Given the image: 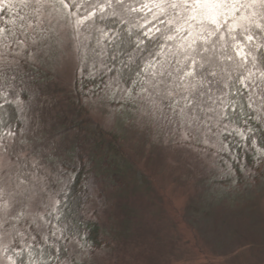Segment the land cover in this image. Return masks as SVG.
<instances>
[{
  "label": "rangeland",
  "instance_id": "1",
  "mask_svg": "<svg viewBox=\"0 0 264 264\" xmlns=\"http://www.w3.org/2000/svg\"><path fill=\"white\" fill-rule=\"evenodd\" d=\"M12 2L22 7L19 0ZM23 9L24 20L8 28L6 39L0 38V76L12 79L34 73L30 78L37 85L32 81L27 91L32 101L18 100L33 124L27 140L4 141L9 148H0V162L21 168L30 163L24 153H32L56 179L60 163L70 160L77 141L86 142V153L91 150L89 138L95 139L96 126L121 138L116 141L120 151L104 169L109 175L115 168L124 171L128 187L115 192L108 185L106 206L101 208L97 200L91 205L88 216L101 209L106 241L93 253L77 255L76 264H264V177L227 196L221 186L209 183L215 160L211 150L220 152L214 138L204 144L196 139L184 141L181 135L167 137L147 128L149 111L143 106L130 108L123 103L112 113L79 99L73 90L79 72L77 40L72 39L70 55L60 58L56 22H40ZM29 23L33 26L28 27ZM36 52L51 55L33 62ZM125 61L126 55L118 59L119 64ZM81 122L90 126V135ZM195 199L201 207L193 204Z\"/></svg>",
  "mask_w": 264,
  "mask_h": 264
},
{
  "label": "snow or ice",
  "instance_id": "2",
  "mask_svg": "<svg viewBox=\"0 0 264 264\" xmlns=\"http://www.w3.org/2000/svg\"><path fill=\"white\" fill-rule=\"evenodd\" d=\"M19 4L40 22H56L60 58L70 55L73 38L95 29L97 45L112 46L113 61L126 55L135 65V76L144 77L130 79L131 87L125 89L128 101L161 115L167 108L164 118L177 120L182 140L209 144L215 138L223 145L221 137L234 134L255 150L258 164L264 163V0H88L86 9L81 0H19ZM12 6V0H0V11ZM132 13L143 21L134 25L135 34L96 27L98 17L127 24L124 18ZM8 31L0 28V38L6 39ZM152 41L159 45L157 50L149 47ZM165 48L172 59L162 62L157 57ZM136 52L142 55L134 58ZM48 55L36 52L32 60L39 62ZM140 59L144 64L138 63ZM6 139L14 141L15 133L0 134V148L5 151ZM24 157L30 163L21 168L0 162V264H76L75 257L85 253L80 234L68 236L66 223L57 228L48 220L61 207L54 187L61 181L34 154L25 152ZM37 236L46 247L32 243ZM50 237L69 239L74 247L49 244Z\"/></svg>",
  "mask_w": 264,
  "mask_h": 264
},
{
  "label": "trees",
  "instance_id": "3",
  "mask_svg": "<svg viewBox=\"0 0 264 264\" xmlns=\"http://www.w3.org/2000/svg\"><path fill=\"white\" fill-rule=\"evenodd\" d=\"M90 2L96 3L97 0H90ZM128 2L134 3L135 0H128ZM81 3L84 4L85 9L88 7V0H81ZM13 5L11 8H4L3 11H0V28L8 29L19 25L20 14H22L24 9L23 7L19 8L14 3ZM124 19L129 21V23L125 24L123 21L114 20L107 16L103 19L98 17L96 27H103L106 30L116 28L124 32L131 30L135 34L137 29L134 25L143 22L136 13H132ZM161 27L163 28L164 26L161 25ZM16 33H19V31L16 30ZM98 35L99 33L93 29L91 32L82 31L79 38L76 39L79 52V72L73 83V90L76 96L90 104L103 106L105 109L108 108L112 113L120 110L118 107L123 103L129 104L130 108L141 107L139 103L133 104L128 101L125 89L131 87L130 79L140 81L144 77L135 76V65L131 64L127 56L125 63L119 64L118 60L113 61L111 59L112 46L97 45L96 36ZM163 42V38H161V43ZM149 47L152 50H157L159 45L152 41ZM141 55V53L136 52L134 53V58H138ZM157 59L162 62L171 60L169 49H163V55L157 57ZM138 63L144 64V60L140 59ZM130 68L132 71H130ZM31 74L34 73L17 76L12 79H10L11 77L4 76L5 79L0 76V134L7 133L10 130L15 133V137L19 138L21 142L30 137L33 124L30 116L26 113L27 109L23 106L20 108V105H18L20 98L25 100L26 104L32 101L31 94L27 91H29L28 88L32 81L33 85H37V83L31 80ZM139 86L138 83L137 87ZM32 96L33 98L35 97L34 94ZM72 102L76 103L77 98L72 99ZM168 114L169 110L167 108L164 109V115L155 111L148 112L147 115L144 114L146 124L149 126L147 128L154 132H160L167 137L180 135L182 129L179 127L177 120L173 118L169 122L168 119L164 118ZM81 128L90 135V126L88 124H82ZM93 137L95 138L94 140L88 137L92 146L89 152L86 153L83 149V145H86V142L79 140L72 151L73 155L70 160L65 159V161L60 163L57 178L61 182L59 183V188H57L59 190L57 199L62 201V203L59 212L52 213L48 217L51 224L56 225L57 228L66 223L70 228L67 233L68 236L79 233L80 238L85 242V253H93V251L101 249L106 241L103 235L104 232L102 233L103 229H101L99 217L101 209H96L91 216H88V210L91 205L97 200L101 208L106 206L104 202L106 199V186L109 185L115 192H122L129 184L128 177L124 174V171H116L117 168H115L113 174L109 175L104 169L105 165L109 164L111 156L117 155L120 151L116 141L121 140V138H118V135L110 131L104 132L99 126L95 127ZM221 140L223 145L216 140L215 142L219 143L218 146L220 148L226 146L225 150L220 151L219 154L216 149L213 148L214 150H211L215 160L210 172V185L217 186L216 188L221 186L225 195L231 196L235 192H242L252 185L258 184L264 177V163L258 164L255 150L249 147L246 141H241L240 137L234 134H224ZM193 204L197 208L201 207L199 199H195ZM56 215H59L61 219L56 220L54 218ZM45 223H48V221H45ZM52 230L55 231V229ZM108 242L112 243L110 240ZM32 243L39 247H46L39 236ZM48 243H55L58 247L69 249L74 247V244L69 239H64L63 237L59 240L55 237H50ZM39 247H37L36 251H39ZM53 264H56V261H53Z\"/></svg>",
  "mask_w": 264,
  "mask_h": 264
}]
</instances>
